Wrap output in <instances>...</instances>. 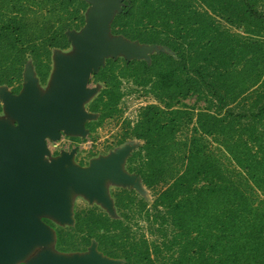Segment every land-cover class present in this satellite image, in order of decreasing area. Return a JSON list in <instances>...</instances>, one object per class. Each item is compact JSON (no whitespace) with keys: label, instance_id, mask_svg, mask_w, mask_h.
Masks as SVG:
<instances>
[{"label":"trees","instance_id":"16d2710c","mask_svg":"<svg viewBox=\"0 0 264 264\" xmlns=\"http://www.w3.org/2000/svg\"><path fill=\"white\" fill-rule=\"evenodd\" d=\"M201 2L202 11L192 0H122L111 34L167 49L149 61L107 58L92 73L104 85L87 105L98 118L85 128L95 130L119 110V77L147 87L157 102L124 122L117 144L140 141L125 169L147 189L162 187L152 210L134 189L121 187L111 192L117 217L91 206L73 212V225L50 223L57 251L83 252L95 242L121 264H153L152 255L163 249L167 264H264V10L258 0ZM88 6L86 0H0V85L20 91L28 61L44 82L53 50L69 47L67 31L84 25ZM217 13L258 38L220 28ZM189 96L205 107L194 112L184 102ZM210 136L231 166L211 149ZM136 213L157 224L161 244L135 240L129 222Z\"/></svg>","mask_w":264,"mask_h":264},{"label":"water","instance_id":"95a60500","mask_svg":"<svg viewBox=\"0 0 264 264\" xmlns=\"http://www.w3.org/2000/svg\"><path fill=\"white\" fill-rule=\"evenodd\" d=\"M86 1L89 6L84 25L79 30L67 31L76 55L71 57L60 53L59 49L53 50L54 69L49 76L55 79V89L47 97L48 88L43 93L39 91V78L28 61L20 91L17 94L0 92L3 109L9 111L13 119L0 122V264H12L28 254L33 244H55V231L42 217L57 218L62 226L73 225L69 186L96 197L112 211L113 199L105 187L107 180L129 188L134 179L137 184L134 187L143 186L138 175L122 168L135 149L126 144L130 140L120 144L108 157L92 161L85 168L70 164L72 153H62L50 162L43 161L48 154L47 137L56 140L60 130L71 134L87 131L85 122L94 118L95 113L84 110L83 104L97 90L86 85L91 74L104 64V56L115 57L124 49L127 61L133 58L149 61L148 52L167 49L111 34L110 22L121 11L122 0ZM109 34L114 38L106 39ZM129 45L134 49H125ZM88 249L89 253L71 258L45 249L28 264L122 262L103 255L96 249L95 242Z\"/></svg>","mask_w":264,"mask_h":264},{"label":"rangeland","instance_id":"374dc122","mask_svg":"<svg viewBox=\"0 0 264 264\" xmlns=\"http://www.w3.org/2000/svg\"><path fill=\"white\" fill-rule=\"evenodd\" d=\"M192 6L199 9L204 10L206 7L201 2V0H192ZM120 7V5H119ZM258 9L264 10V0H258L257 3ZM216 17V24L220 26V28L225 29L229 33H232L234 35H238L241 38L244 39V37L250 36L258 38L257 36H254L253 34H248L245 32L244 26L237 27L233 24L227 23V21L221 17L219 13L217 15L214 14ZM78 33V32H77ZM114 36L111 34L108 35V40L113 39ZM264 39V38H263ZM161 47V46H160ZM134 49V46H127L125 49ZM60 53H67V55H71V57H74L76 55V52L74 48H72V45L70 44L69 48L66 49H59ZM148 52V50L146 51ZM157 52L155 49L152 50V53ZM151 52H148L147 55H151ZM140 54V52H138ZM111 55V54H108ZM116 56L113 58H119L126 60L127 51L124 49L119 50L116 54ZM53 57V52H52ZM107 58H110L109 56L103 57L104 64L105 60ZM30 64V63H29ZM103 64V65H104ZM32 65V64H31ZM54 69V60L52 58V70ZM50 73V76H51ZM115 73L118 74V68H116ZM48 76V78L44 82H37V86L39 88L40 92H45L48 88L47 92H45L46 97L55 89V79ZM120 90L122 92V97L120 98L119 102L117 103V109L115 113L112 114V116L106 118L100 126H97L95 130L90 131L87 129L84 133H78V134H71L66 133L64 130H60V136L56 140H53L49 137L46 138V144L48 148V154L44 156L43 161L50 162L56 157L60 156L62 153H72L70 164L74 165L76 167L85 168L89 166V164L92 161L106 158L108 155L111 154L112 151H114L119 144H117L118 139L123 131L124 122L126 120H129L130 122H134L137 116V112L140 109V107L149 104V103H156L157 99L154 97L153 94L150 92H147V87L144 86H136L132 83V81L125 77L120 78ZM103 82H95L93 80V77H89V80L87 81V88H96L97 92L92 95L91 97H88V99L83 104V109H87V105L91 99H93L102 89H103ZM0 92H10L9 87H0ZM2 104L3 100L0 98ZM184 102L188 106H194L196 109L194 112L197 111L198 107H205L206 103L204 100H195V96H189L188 98L184 99ZM235 106L234 104H232ZM4 106V105H3ZM178 106V105H177ZM12 115L9 111L6 109H3L2 113L0 114V122L6 123L8 120L13 121L11 118ZM94 118L88 119L87 121H93L98 118L97 114L95 113ZM187 131V130H186ZM184 131V132H186ZM209 142V146L215 153L220 155L221 159L226 163L228 166H231L228 156L223 151L222 147L213 140V138L210 136L207 138ZM141 142L138 140H130L126 144L129 145V147L133 146V148H136ZM122 168L125 169V164H123ZM134 181V179H133ZM131 182L128 186L129 188L134 189V195L136 199H143L148 203V206L146 207L149 210H152V207L150 204L152 203L153 199L155 198L156 193L159 191V189L162 186H158L155 190L147 189L144 185L140 188L134 182ZM116 183L110 180H107L105 182L106 192L111 196V192L121 188V184ZM134 188H133V187ZM70 202H71V211L72 213L76 209H82V208H88L91 206L97 207L99 210H102L103 212H107L112 217H117L119 215V212L116 210L115 206L113 205V211L108 209L105 205H103L100 201L97 200L96 197L89 196L85 192L77 191L72 186H69V192H68ZM112 198V197H111ZM138 206L132 207V210L137 211ZM143 213V212H142ZM139 213H136L133 220L130 223L131 227V233L135 236L136 241L145 240L150 244V247L153 246V244H161L162 243V237L160 236V233L156 230L157 224H151L150 221H147L143 218V216L138 215ZM44 219V217H42ZM45 219L51 221L53 225H60L59 220L57 218H54L52 216H47ZM62 226V225H60ZM67 226V225H64ZM171 235V232L169 233ZM48 249L50 251H53L57 255H63L68 258L74 257V256H82L90 252L89 249L83 252H67V253H58L55 249L54 243L52 242L50 245L43 246L39 243L33 244L32 250L26 254L21 256L20 258H17L12 264H28L30 261L35 258V256L42 250ZM168 254L166 253L165 249L162 250V253L159 255L158 258L155 257V255H152V258L154 259L153 264H167L166 257ZM116 264H121V262H117Z\"/></svg>","mask_w":264,"mask_h":264},{"label":"flooded vegetation","instance_id":"af4514ba","mask_svg":"<svg viewBox=\"0 0 264 264\" xmlns=\"http://www.w3.org/2000/svg\"><path fill=\"white\" fill-rule=\"evenodd\" d=\"M69 47H70V45H69ZM69 47H68V48H69ZM51 70H52V60H51ZM51 70H50V73H51ZM49 75H50V74H49ZM91 77H93V74H91L90 78H91ZM20 83H21V85H22V83H23V77H22V80H21ZM98 83H100V82H98ZM1 86L9 87V86H7V85H0V87H1ZM21 87H22V86H21ZM9 88H10V92L13 93V94H17V93L19 92V91H17V92H13V91H12V88H13V87H9ZM2 111H3V104H2V102H1V100H0V114L2 113ZM43 220H44L45 222H47L48 224L51 223V221H49V220H47V219H45V218H44Z\"/></svg>","mask_w":264,"mask_h":264}]
</instances>
